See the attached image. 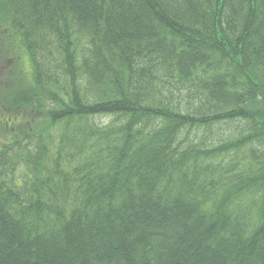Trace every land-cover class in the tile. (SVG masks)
<instances>
[{"label": "trees", "instance_id": "16d2710c", "mask_svg": "<svg viewBox=\"0 0 264 264\" xmlns=\"http://www.w3.org/2000/svg\"><path fill=\"white\" fill-rule=\"evenodd\" d=\"M0 264H264V0H0Z\"/></svg>", "mask_w": 264, "mask_h": 264}, {"label": "rangeland", "instance_id": "374dc122", "mask_svg": "<svg viewBox=\"0 0 264 264\" xmlns=\"http://www.w3.org/2000/svg\"><path fill=\"white\" fill-rule=\"evenodd\" d=\"M97 121H98V122H99V121H100V122H103L104 124L108 123L107 120H105V119H100V118H98Z\"/></svg>", "mask_w": 264, "mask_h": 264}]
</instances>
